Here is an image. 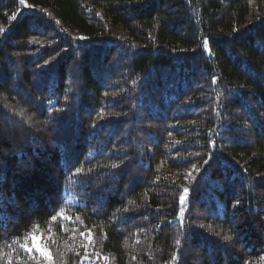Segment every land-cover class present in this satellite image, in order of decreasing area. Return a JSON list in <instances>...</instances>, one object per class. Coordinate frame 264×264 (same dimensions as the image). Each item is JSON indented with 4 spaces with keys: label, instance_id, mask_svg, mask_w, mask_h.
<instances>
[{
    "label": "trees",
    "instance_id": "trees-1",
    "mask_svg": "<svg viewBox=\"0 0 264 264\" xmlns=\"http://www.w3.org/2000/svg\"><path fill=\"white\" fill-rule=\"evenodd\" d=\"M26 4L0 0V264H43L33 225L55 264H264V0Z\"/></svg>",
    "mask_w": 264,
    "mask_h": 264
},
{
    "label": "snow or ice",
    "instance_id": "snow-or-ice-1",
    "mask_svg": "<svg viewBox=\"0 0 264 264\" xmlns=\"http://www.w3.org/2000/svg\"><path fill=\"white\" fill-rule=\"evenodd\" d=\"M20 5H23L27 7L26 0H18ZM59 23V21H57ZM80 39H84V37H80ZM204 48L207 50L208 48V41L205 40L203 42ZM213 84L216 83L215 79L212 81ZM207 163V161H205ZM193 168H195V165H193ZM191 175V173H189ZM188 189H183V194L179 197V203H180V214L182 218V214L184 211L183 205L185 204V199L188 194ZM55 212V210H53ZM58 218L63 219L66 223L71 221V217L65 215L64 211L61 209L59 212H55L54 215L50 217L52 221L57 220ZM38 225H33V227L30 230H26L25 234L21 238H16L13 240L14 244H17L19 247V251L24 254V256L35 260L37 257L43 262V264H55V261L53 259V255L51 251L49 250L48 245L45 243L42 234L40 235L39 241L37 240V233H38ZM84 233H81V236H84ZM89 236L91 233L88 234ZM228 239V237H226ZM54 242V241H53ZM179 244L180 242L177 241ZM8 247L11 248V245ZM12 254L16 257L17 264H24L23 257L19 255V253L16 251V249H13ZM88 261V253L87 250H85L84 256L80 260V264H85V262ZM6 264H13L12 259H7Z\"/></svg>",
    "mask_w": 264,
    "mask_h": 264
},
{
    "label": "rangeland",
    "instance_id": "rangeland-1",
    "mask_svg": "<svg viewBox=\"0 0 264 264\" xmlns=\"http://www.w3.org/2000/svg\"><path fill=\"white\" fill-rule=\"evenodd\" d=\"M37 240L39 241V237H37Z\"/></svg>",
    "mask_w": 264,
    "mask_h": 264
}]
</instances>
